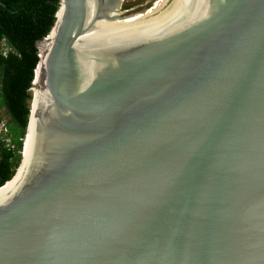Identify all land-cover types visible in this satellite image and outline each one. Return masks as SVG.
<instances>
[{
  "label": "water",
  "instance_id": "95a60500",
  "mask_svg": "<svg viewBox=\"0 0 264 264\" xmlns=\"http://www.w3.org/2000/svg\"><path fill=\"white\" fill-rule=\"evenodd\" d=\"M38 49L0 264H264V0H60Z\"/></svg>",
  "mask_w": 264,
  "mask_h": 264
},
{
  "label": "trees",
  "instance_id": "16d2710c",
  "mask_svg": "<svg viewBox=\"0 0 264 264\" xmlns=\"http://www.w3.org/2000/svg\"><path fill=\"white\" fill-rule=\"evenodd\" d=\"M59 4L60 0H0V112L9 117L11 140L10 146L0 141V186L13 179L22 160L40 63L38 44L51 33Z\"/></svg>",
  "mask_w": 264,
  "mask_h": 264
},
{
  "label": "built area",
  "instance_id": "2783aa9c",
  "mask_svg": "<svg viewBox=\"0 0 264 264\" xmlns=\"http://www.w3.org/2000/svg\"><path fill=\"white\" fill-rule=\"evenodd\" d=\"M7 128H6V123L1 122L0 123V141L6 143L8 146L11 144V140L7 138Z\"/></svg>",
  "mask_w": 264,
  "mask_h": 264
},
{
  "label": "bare ground",
  "instance_id": "6f19581e",
  "mask_svg": "<svg viewBox=\"0 0 264 264\" xmlns=\"http://www.w3.org/2000/svg\"><path fill=\"white\" fill-rule=\"evenodd\" d=\"M42 57H43V54H42ZM38 74H39V72H37ZM34 92H35V94L38 96L39 95V91L38 90H34ZM24 143H26V137H25V142ZM25 147H26V145H25ZM24 157H25V151H24ZM12 182V181H11ZM11 182H9V184L11 183ZM9 184L7 185V187L9 186ZM7 187L6 188H0V193L1 192H3V191H5L6 189H7Z\"/></svg>",
  "mask_w": 264,
  "mask_h": 264
},
{
  "label": "rangeland",
  "instance_id": "374dc122",
  "mask_svg": "<svg viewBox=\"0 0 264 264\" xmlns=\"http://www.w3.org/2000/svg\"><path fill=\"white\" fill-rule=\"evenodd\" d=\"M4 114V112H0V115ZM3 116V115H2ZM3 121L4 123H7L9 121V117L8 116H3Z\"/></svg>",
  "mask_w": 264,
  "mask_h": 264
},
{
  "label": "clouds",
  "instance_id": "9594fccd",
  "mask_svg": "<svg viewBox=\"0 0 264 264\" xmlns=\"http://www.w3.org/2000/svg\"><path fill=\"white\" fill-rule=\"evenodd\" d=\"M23 153V152H22Z\"/></svg>",
  "mask_w": 264,
  "mask_h": 264
}]
</instances>
